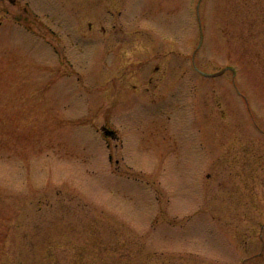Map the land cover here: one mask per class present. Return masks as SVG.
Segmentation results:
<instances>
[{"label":"rangeland","instance_id":"obj_1","mask_svg":"<svg viewBox=\"0 0 264 264\" xmlns=\"http://www.w3.org/2000/svg\"><path fill=\"white\" fill-rule=\"evenodd\" d=\"M262 223L264 0H0V264H264Z\"/></svg>","mask_w":264,"mask_h":264},{"label":"flooded vegetation","instance_id":"obj_2","mask_svg":"<svg viewBox=\"0 0 264 264\" xmlns=\"http://www.w3.org/2000/svg\"><path fill=\"white\" fill-rule=\"evenodd\" d=\"M30 26H33V24L31 23ZM260 226L261 227L259 228V232H258V235H259L258 239H260V247H259L258 251L253 250V252H250V248L254 245L252 240L256 239V237H255L256 234H251V236L247 237V239H246V246L248 247L249 252H250V254H248L250 256L249 259L250 260H253V259L259 260L258 262L264 261V259H262V258H264V223H262ZM246 259H247V257H246Z\"/></svg>","mask_w":264,"mask_h":264},{"label":"water","instance_id":"obj_3","mask_svg":"<svg viewBox=\"0 0 264 264\" xmlns=\"http://www.w3.org/2000/svg\"><path fill=\"white\" fill-rule=\"evenodd\" d=\"M222 73V72H221ZM221 73H217V74H221Z\"/></svg>","mask_w":264,"mask_h":264}]
</instances>
